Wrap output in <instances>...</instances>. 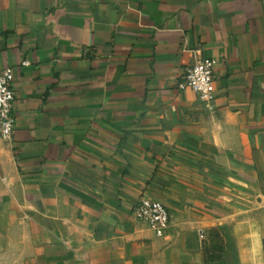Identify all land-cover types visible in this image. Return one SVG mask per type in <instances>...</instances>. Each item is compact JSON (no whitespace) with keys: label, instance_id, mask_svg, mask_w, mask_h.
Instances as JSON below:
<instances>
[{"label":"crops","instance_id":"crops-1","mask_svg":"<svg viewBox=\"0 0 264 264\" xmlns=\"http://www.w3.org/2000/svg\"><path fill=\"white\" fill-rule=\"evenodd\" d=\"M6 67L0 264H264V0H0Z\"/></svg>","mask_w":264,"mask_h":264},{"label":"built area","instance_id":"built-area-1","mask_svg":"<svg viewBox=\"0 0 264 264\" xmlns=\"http://www.w3.org/2000/svg\"><path fill=\"white\" fill-rule=\"evenodd\" d=\"M22 64L29 65V61ZM216 65L217 61L212 58L197 59L181 76L179 88L192 89L203 101L212 100L216 92ZM15 79L14 67H6L0 72V137L5 141L13 138L16 125L13 108ZM132 212L136 220L147 223L158 236L164 235L171 224L172 215L168 206L145 194L140 197Z\"/></svg>","mask_w":264,"mask_h":264}]
</instances>
